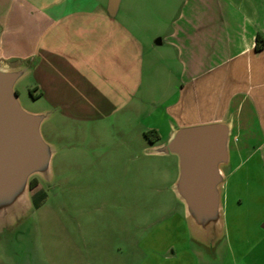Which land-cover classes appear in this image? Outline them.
Segmentation results:
<instances>
[{
    "label": "crops",
    "instance_id": "0c3cea01",
    "mask_svg": "<svg viewBox=\"0 0 264 264\" xmlns=\"http://www.w3.org/2000/svg\"><path fill=\"white\" fill-rule=\"evenodd\" d=\"M20 66L46 121L130 120L123 136L137 134L144 155H175L148 151L224 122L221 200L243 168L264 186V0H0V67Z\"/></svg>",
    "mask_w": 264,
    "mask_h": 264
},
{
    "label": "rangeland",
    "instance_id": "374dc122",
    "mask_svg": "<svg viewBox=\"0 0 264 264\" xmlns=\"http://www.w3.org/2000/svg\"><path fill=\"white\" fill-rule=\"evenodd\" d=\"M16 87L26 109L44 110L32 77ZM106 126L45 121L56 151L35 176L47 198L36 207L30 191L0 232V264H264V186L248 185L244 168L223 190L222 233L211 229L205 242L172 189L177 157L142 154L137 134L123 136L130 120Z\"/></svg>",
    "mask_w": 264,
    "mask_h": 264
},
{
    "label": "water",
    "instance_id": "95a60500",
    "mask_svg": "<svg viewBox=\"0 0 264 264\" xmlns=\"http://www.w3.org/2000/svg\"><path fill=\"white\" fill-rule=\"evenodd\" d=\"M28 72L27 66L0 67V232L14 224L15 212L29 205L31 179L49 172L56 151L42 130L49 113L29 111L21 103L16 86ZM228 137L224 122L182 127L148 151L177 156L179 170L172 189L193 231L205 242L212 238L211 229L222 233V170L228 162Z\"/></svg>",
    "mask_w": 264,
    "mask_h": 264
},
{
    "label": "trees",
    "instance_id": "16d2710c",
    "mask_svg": "<svg viewBox=\"0 0 264 264\" xmlns=\"http://www.w3.org/2000/svg\"><path fill=\"white\" fill-rule=\"evenodd\" d=\"M32 95L36 96L34 91L32 90ZM144 135L150 140V141H154L158 135L157 132L155 130H147L144 132ZM40 181L38 177H33L31 179V191H33V199H34V205L36 207H40L43 202L45 201V199L47 198V193L44 189L40 188V190L38 189L40 186ZM39 194V196H38ZM41 194V195H40Z\"/></svg>",
    "mask_w": 264,
    "mask_h": 264
}]
</instances>
